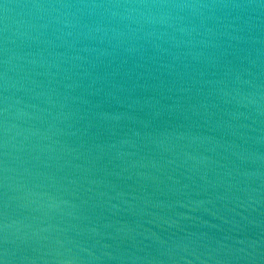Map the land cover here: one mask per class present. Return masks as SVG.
<instances>
[{
  "label": "water",
  "instance_id": "1",
  "mask_svg": "<svg viewBox=\"0 0 264 264\" xmlns=\"http://www.w3.org/2000/svg\"><path fill=\"white\" fill-rule=\"evenodd\" d=\"M0 264H264V0H0Z\"/></svg>",
  "mask_w": 264,
  "mask_h": 264
}]
</instances>
